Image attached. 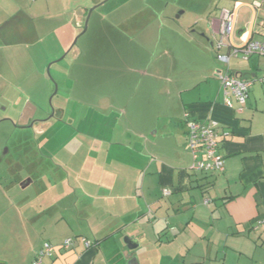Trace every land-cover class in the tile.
<instances>
[{"label": "crops", "instance_id": "crops-1", "mask_svg": "<svg viewBox=\"0 0 264 264\" xmlns=\"http://www.w3.org/2000/svg\"><path fill=\"white\" fill-rule=\"evenodd\" d=\"M141 1L123 3L102 17L105 21H100L101 34L86 45V59L96 61L107 52L110 43L126 38L109 35L111 30L133 25L139 17L153 11ZM257 2L212 0L211 6H215L217 12L212 11L213 14L207 16L196 14L207 24L203 33L211 36L208 46L213 48L222 9L231 11L234 18L228 46L264 40V5L257 7ZM85 8L77 11L74 5L71 9L70 0H0V75L19 76L16 85L2 78L5 84L11 85L8 89L20 90L18 101L7 103L10 114L21 105L19 111L9 117L13 123L26 126L42 119L37 106L26 93H21L22 86L27 89L29 74L37 73L42 89L46 90L47 80L41 68L66 49L76 29L82 26L88 9ZM199 22L197 19L195 26ZM228 46L220 53L226 54ZM37 63L43 67L38 66L35 71ZM213 64L210 59L201 70L202 78L207 77L200 82L203 83L201 93L194 98L187 94L198 89L200 83L183 90L186 103L180 93L177 104L179 108L184 106L183 113L188 107L196 120L218 121L223 132L228 133L219 150L224 171L204 174L190 169L191 156L181 144L186 143L182 111L175 123L176 129L171 127V121L169 131L161 135L160 144H157L158 130L150 129L151 125L138 130L137 124L132 133L121 130L119 136L118 131H110L108 136L84 135L89 140L85 143V161L65 163L61 168L54 165L56 172L68 169L73 173V178L66 173L67 178L52 186L59 190L64 188L63 200L67 203L59 205L55 199L47 211L37 215V224L43 220L53 221L50 231L59 227L60 219L69 218L71 224L65 235L44 241L55 245L56 249L42 264H264V84L258 81L264 74V57L252 55L246 61L231 58L225 70L214 71ZM226 70L254 79L241 112L228 111L221 106L223 94L216 74ZM132 72L128 73L129 77L140 75L141 71ZM87 74L100 75L103 81L107 79V75L93 68ZM103 85L107 89V84ZM75 88L69 86L67 90L73 92ZM89 88H93L90 83L86 85L87 91ZM118 88L117 84L113 86L115 90ZM110 91L92 100L89 106L104 114L109 110L113 113L117 95L112 97ZM36 92L44 94L39 88ZM72 92L69 97L64 95L65 104L60 109L62 117L68 114L67 120L74 123L76 117L73 118L66 107ZM2 96L0 93V98ZM231 101L236 108V102ZM146 122L142 119L140 125L145 126ZM45 134V130L36 133ZM179 134L184 136L185 142L177 141ZM69 136L67 145L76 143L82 135L73 132ZM165 147L172 153L178 151L176 161H166L167 155L162 153ZM127 154L130 161L109 163L110 155ZM30 184L32 181L26 187ZM164 190L170 192L169 196L163 195ZM65 211L70 212L69 216L63 213ZM69 238L73 240L72 245L67 250L60 248ZM81 238L90 245L85 246ZM42 244L27 246L15 264H30ZM130 256L136 262L130 263ZM1 260L0 263L7 264Z\"/></svg>", "mask_w": 264, "mask_h": 264}, {"label": "rangeland", "instance_id": "rangeland-1", "mask_svg": "<svg viewBox=\"0 0 264 264\" xmlns=\"http://www.w3.org/2000/svg\"><path fill=\"white\" fill-rule=\"evenodd\" d=\"M128 1L131 0H70L71 9L74 5L77 11L88 8L82 26L76 29L73 39L57 58L44 67L38 63L35 68L34 64L31 65L35 71L38 66L43 67L41 70L47 80L46 90H43L41 78L38 79L37 73H34L29 74L30 84L27 89L22 86L21 93H26L30 102L37 106L41 118L48 119L52 110L64 106L65 96L69 97L72 92L67 88L76 86L66 106L68 111L71 110L72 117H76L74 123L71 119L67 120L66 114L63 118L65 123L56 122L43 136L35 135L30 128H18L20 125L13 123L9 117L15 115L21 105L10 114L7 103L14 99V102L18 101L20 90L8 89L11 85L5 84L2 78H8L16 85L19 76L0 75V93H3L0 98V259L4 263L19 262V254L27 246H39L44 241L65 235L63 233L71 229L69 218H64L57 221L59 227L55 226L50 231L53 221L43 220L37 224V215L47 211L55 199L59 205L67 203L63 200L64 188L59 190L52 186L66 177V173L73 178V173L68 169L56 172L54 165L61 168L65 163L84 162L85 143L89 141L84 135L99 133L108 136L110 131H118L119 136L121 130L132 133L137 124L138 130L151 125L150 129L158 130L157 144H160L163 139L161 135L169 131L171 121V127L176 129L175 123L181 111L183 118L184 106L179 108L177 104L180 93L206 80L207 77L202 78L201 70L207 67L210 59L214 63V71L226 69V65L216 59L215 50L208 46L207 40L211 36L203 33L207 24L196 16L217 12L215 6H211L212 0H142L153 11H148L146 17H139L133 25L118 27L109 32L111 36L127 39L110 43L107 52L96 61L86 59V45L92 43L94 36L101 34L100 21H105L102 17ZM181 13L184 14L180 16ZM197 19L200 22L195 26ZM85 22L86 30L81 34ZM75 40L76 44L71 49ZM74 50L82 54L76 56ZM92 68L107 75V79L103 81L100 75L98 78L90 77L87 72L91 73ZM134 70L141 71L140 75L129 77L128 73ZM89 83L93 88L87 91L86 85ZM103 84H107V89ZM115 84L119 87L117 90L113 89ZM202 86L203 83H200L198 89L187 94H191L192 98L198 96ZM36 87L44 94L37 93ZM107 91H110L112 97L117 95L114 99L117 110L114 108L113 113L109 110L104 114L89 106L92 100L107 95ZM181 98L186 103L185 93H182ZM185 109L188 110V107ZM142 119L147 121L145 126L140 125ZM73 132L82 136L76 143L67 145L69 135ZM177 141L183 142L184 136L179 134ZM181 144L184 145L182 148L185 153L189 154L186 143ZM164 150L162 153L167 155L166 161L171 163L178 159V151L175 149L173 153L167 147ZM129 159L128 154L117 157L110 155L109 163L128 162ZM28 178L32 184L22 188V182ZM63 213L66 216L70 214L69 211Z\"/></svg>", "mask_w": 264, "mask_h": 264}, {"label": "built area", "instance_id": "built-area-1", "mask_svg": "<svg viewBox=\"0 0 264 264\" xmlns=\"http://www.w3.org/2000/svg\"><path fill=\"white\" fill-rule=\"evenodd\" d=\"M264 5V0H258L257 7ZM234 18L231 11L222 9L217 19L216 39L213 43V49L216 52V59L226 65L231 58H240L243 61L248 60L252 55L264 57V40L250 41L238 47L228 46L227 42L233 32ZM228 46L226 54L220 53L221 49ZM216 78L220 83L223 94V102L221 106L232 112H241L246 105L248 92L253 85L254 79L247 78L242 75L230 73L228 70L218 72ZM264 84V74L258 80ZM234 100L237 107L234 108L232 101ZM183 122L185 126V141L188 152L191 156L190 169L194 172L219 174L224 171L223 158L219 153L222 139L228 135L224 133L220 123L214 119L207 118L203 121L196 120L192 117L188 110L183 113ZM168 190L163 191L164 196H169ZM71 238L66 239L60 245V248L67 250L72 245ZM81 242L85 246H89V242L81 238ZM56 246L50 243H43L39 251L35 254L31 264H42L45 257H51L54 254Z\"/></svg>", "mask_w": 264, "mask_h": 264}, {"label": "flooded vegetation", "instance_id": "flooded-vegetation-1", "mask_svg": "<svg viewBox=\"0 0 264 264\" xmlns=\"http://www.w3.org/2000/svg\"><path fill=\"white\" fill-rule=\"evenodd\" d=\"M95 7H97V6H95ZM95 7L92 8L91 10L95 9ZM73 48H74V46H73ZM55 93H56V90H55ZM53 119H54V121H53ZM56 122H58L60 124H63L62 109H60L59 107L54 109V110H52L50 118H48V119L42 118L41 120H34V121L30 122L28 125H26V127L32 125V126H30V129H32L34 131L35 135H36V133L39 132V131H42V130L46 131L48 128H50L54 124H56ZM31 181L32 180L30 178H28V179H25L22 182V184H26L27 185Z\"/></svg>", "mask_w": 264, "mask_h": 264}, {"label": "water", "instance_id": "water-1", "mask_svg": "<svg viewBox=\"0 0 264 264\" xmlns=\"http://www.w3.org/2000/svg\"><path fill=\"white\" fill-rule=\"evenodd\" d=\"M91 11H92V10H91ZM91 11L89 12L88 16L90 15ZM87 19H88V17H87ZM86 22H87V21H86ZM86 22H85V25H84V29H83V31H82V34H83V33L85 32V30H86V24H87ZM75 44H76V40L73 42L71 49L73 48V46H74ZM73 53L78 54V50H74ZM30 126H32V125H30ZM30 126H28V127H26V126H19L18 128H30ZM25 183H26V182H25ZM21 187H22V188H25V187H26V184H22ZM129 260H130V263H134V262H136V259H135L133 256H130ZM0 264H3V263H0Z\"/></svg>", "mask_w": 264, "mask_h": 264}, {"label": "trees", "instance_id": "trees-1", "mask_svg": "<svg viewBox=\"0 0 264 264\" xmlns=\"http://www.w3.org/2000/svg\"><path fill=\"white\" fill-rule=\"evenodd\" d=\"M204 174H206V173H204ZM45 243V242H44ZM47 243H49V242H47ZM53 245V244H52ZM55 246V245H54ZM34 259V258H33ZM31 264V263H30Z\"/></svg>", "mask_w": 264, "mask_h": 264}]
</instances>
